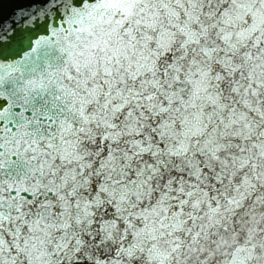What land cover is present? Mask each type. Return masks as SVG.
Returning a JSON list of instances; mask_svg holds the SVG:
<instances>
[{"label":"snow or ice","instance_id":"1","mask_svg":"<svg viewBox=\"0 0 264 264\" xmlns=\"http://www.w3.org/2000/svg\"><path fill=\"white\" fill-rule=\"evenodd\" d=\"M0 264H264V0H0Z\"/></svg>","mask_w":264,"mask_h":264}]
</instances>
